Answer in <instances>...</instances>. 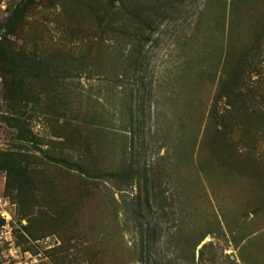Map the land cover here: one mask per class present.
<instances>
[{
	"label": "rangeland",
	"instance_id": "374dc122",
	"mask_svg": "<svg viewBox=\"0 0 264 264\" xmlns=\"http://www.w3.org/2000/svg\"><path fill=\"white\" fill-rule=\"evenodd\" d=\"M24 2L0 264H264V0H0V28Z\"/></svg>",
	"mask_w": 264,
	"mask_h": 264
},
{
	"label": "trees",
	"instance_id": "16d2710c",
	"mask_svg": "<svg viewBox=\"0 0 264 264\" xmlns=\"http://www.w3.org/2000/svg\"><path fill=\"white\" fill-rule=\"evenodd\" d=\"M108 2L114 6L115 0H108ZM28 3L24 2L22 5L13 9L7 19V21L3 24L0 30H5L2 39L0 40V70L4 73L6 77V86H7V94L12 99L11 104L16 110H20L22 104L26 103V94L24 89V80L25 78L29 77H40L44 76L43 70H39L36 65H33L31 62L28 61L25 57H12L8 54V49L6 47V38L10 34H15L18 30L20 24L26 17ZM156 10V9H155ZM155 10H149L154 12ZM45 71V70H44ZM222 97L218 94L217 101L221 100ZM17 123H20L19 120H16ZM19 127V126H17ZM4 158V168L5 170L9 168L10 171L14 172L16 179L18 181L22 180L23 173L19 165L13 164V162L7 160L6 157ZM52 163L56 165L62 166L66 169H73L76 168L77 171L86 175L88 178L94 176L89 174L85 171L81 165L69 162L67 160L61 158H49ZM2 167V166H1ZM96 179L104 178V179H111L115 182H119L123 185H129L138 177L135 175V171L133 169L130 170H123L119 173H102L100 176H96ZM3 222L0 221V228L2 227Z\"/></svg>",
	"mask_w": 264,
	"mask_h": 264
},
{
	"label": "built area",
	"instance_id": "2783aa9c",
	"mask_svg": "<svg viewBox=\"0 0 264 264\" xmlns=\"http://www.w3.org/2000/svg\"><path fill=\"white\" fill-rule=\"evenodd\" d=\"M5 9V8H4ZM5 30H0V40L4 35ZM0 221L3 222L0 228V240H5L11 247L13 245L11 223L12 217L10 212V202L3 194L0 193Z\"/></svg>",
	"mask_w": 264,
	"mask_h": 264
}]
</instances>
